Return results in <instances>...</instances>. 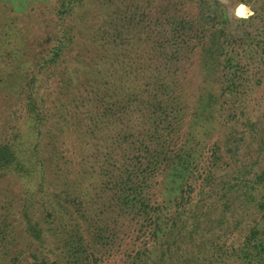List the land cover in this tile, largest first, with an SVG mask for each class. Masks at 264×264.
Instances as JSON below:
<instances>
[{"label": "trees", "instance_id": "obj_1", "mask_svg": "<svg viewBox=\"0 0 264 264\" xmlns=\"http://www.w3.org/2000/svg\"><path fill=\"white\" fill-rule=\"evenodd\" d=\"M243 1L248 18L221 0H0L43 14L26 43L1 13L3 58L33 63L2 93L22 118L0 139L18 185L16 203L0 192V264H264V0Z\"/></svg>", "mask_w": 264, "mask_h": 264}, {"label": "rangeland", "instance_id": "obj_2", "mask_svg": "<svg viewBox=\"0 0 264 264\" xmlns=\"http://www.w3.org/2000/svg\"><path fill=\"white\" fill-rule=\"evenodd\" d=\"M227 2L229 3L231 9L236 13L237 16L239 15L236 12V8L240 3L246 4L248 8V11L244 18H248L250 15H252V12L254 13L251 4L245 3V1L243 0H228ZM2 12L6 18L14 19V21L18 23L19 29H21L22 32L24 33V39L26 43L33 42L35 37H37V32H43L40 29H38V24L36 23L41 20V16L43 14H40L37 18H35L33 16V13H28V15H25V16L24 15L18 16L16 12L10 11V14L13 16L11 17L8 15V13L5 14V12L2 9H0V25L2 23L7 22L6 19L2 18L3 16V15L1 16ZM32 63L30 61L28 62L26 61L23 63V65H19L17 62H15L14 64L12 61L6 58L4 59L2 56V50H0V74L6 73V78L4 79V82H0V110L2 108L14 109V105H15L14 100H12L9 94L5 95L2 93L4 90L6 92H9L10 90L14 89L16 86L17 78L20 79L21 77H23L22 74L28 73L30 69L29 67L31 66ZM17 117L22 118L21 116L18 115V113H15V114H12V112L11 113L5 112L4 114L0 113V139L13 136V133H14L13 131H15L14 127H15ZM14 179L15 178H11L8 176L0 179V192L3 191L4 193L2 194L7 195L11 199L10 202H12V200H15L14 202L16 203V200L18 199V197L13 194L17 193L18 185L16 184ZM4 199H5V196H1L0 194V215L5 210L4 204L6 202H3Z\"/></svg>", "mask_w": 264, "mask_h": 264}, {"label": "water", "instance_id": "obj_3", "mask_svg": "<svg viewBox=\"0 0 264 264\" xmlns=\"http://www.w3.org/2000/svg\"><path fill=\"white\" fill-rule=\"evenodd\" d=\"M221 1H223V2H227L228 0H221ZM243 6H247V5L244 4V3H240V4L237 6V8H236V12H237V14H238L239 16H241V17H245V16H246V14H242V13L240 12V8L243 7ZM252 14H253V12H252Z\"/></svg>", "mask_w": 264, "mask_h": 264}]
</instances>
